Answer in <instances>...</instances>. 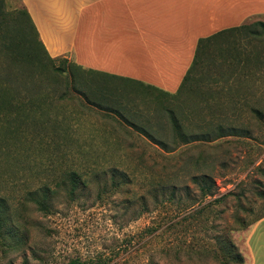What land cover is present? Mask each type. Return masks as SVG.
<instances>
[{
  "label": "rangeland",
  "instance_id": "374dc122",
  "mask_svg": "<svg viewBox=\"0 0 264 264\" xmlns=\"http://www.w3.org/2000/svg\"><path fill=\"white\" fill-rule=\"evenodd\" d=\"M24 8L0 0V264H264V38L230 33L171 96L51 59ZM219 122L247 130L192 140Z\"/></svg>",
  "mask_w": 264,
  "mask_h": 264
},
{
  "label": "crops",
  "instance_id": "0c3cea01",
  "mask_svg": "<svg viewBox=\"0 0 264 264\" xmlns=\"http://www.w3.org/2000/svg\"><path fill=\"white\" fill-rule=\"evenodd\" d=\"M20 1L50 57L72 59L88 80L112 77L171 96L200 38L264 13V0Z\"/></svg>",
  "mask_w": 264,
  "mask_h": 264
},
{
  "label": "trees",
  "instance_id": "16d2710c",
  "mask_svg": "<svg viewBox=\"0 0 264 264\" xmlns=\"http://www.w3.org/2000/svg\"><path fill=\"white\" fill-rule=\"evenodd\" d=\"M24 14L27 16L30 24H31V27H32V30L34 31L33 34H35L36 38H37V44L39 47H41L45 53L49 56L44 44L42 43V41L39 39V33L37 31V28L35 27L28 11L26 10V8H24ZM261 26V30L258 28ZM239 30H244L245 32H248L252 37H254L255 39H262L264 38V21H257L254 24H251V25H240V26H236V27H232V28H227V29H224V30H221L217 33H214L208 37H203V38H200L199 39V42H198V46H197V49H196V55H195V58H194V61L190 67V69L188 70L185 78H184V81L182 83V87L185 86V84L191 80L192 78V74L195 72V70L200 67V65L203 63V57L207 54V51L209 50V48L213 47V46H216L215 44H218L220 45L221 43L225 42V39L228 38V36L230 35V33H233V32H236V31H239ZM247 34V33H246ZM224 38V40H223ZM50 57V56H49ZM51 59H54L52 57H50ZM253 111H256V112H259L260 109H258V107L254 106L253 108ZM173 119L175 121V128L178 130V132L181 133V136L186 134L185 132L186 131H183V128H182V125H181V122L177 119L176 116L173 115ZM136 129H139L138 127H136ZM216 132L214 133L213 131H206L205 133L201 134V135H198L197 133H192V140H199L202 136L201 139H205V140H211L213 138H219V137H223L225 135H229V134H234V133H237V134H245L243 132H246V128L245 127H240V126H237V125H228L226 126L224 123L222 122H219L217 126H215V129H214ZM240 130V131H239ZM139 131L144 134L145 136H148L150 137V139L157 145H160L162 148L165 149V147L167 146L166 142L163 141V140H158V139H155V137L153 135H151V133H149L148 131L140 128ZM155 140H158V141H155ZM76 175V174H75ZM78 177V176H77ZM76 177V179H74L73 181V186L71 187L72 188V191H74L76 188H77V184L79 183L78 182V178ZM200 182L202 183V187L201 189L203 190V194H204V198L205 197H210V196H214L215 193L213 191L214 189V183L210 184L209 182V177L208 175H202L200 177ZM0 202L2 203H7L8 200L4 199V200H0ZM250 223V222H249ZM248 225V222L246 220L243 221V226H247ZM237 258L239 260L240 263H243V257L241 254H238L237 255ZM62 264H94L93 262H90V261H86V260H82L81 258H72L70 259L69 261L67 262H64ZM226 264V263H225Z\"/></svg>",
  "mask_w": 264,
  "mask_h": 264
}]
</instances>
